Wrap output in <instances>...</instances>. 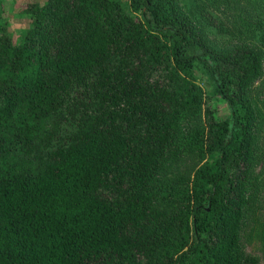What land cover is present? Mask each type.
Returning <instances> with one entry per match:
<instances>
[{"label": "trees", "instance_id": "trees-1", "mask_svg": "<svg viewBox=\"0 0 264 264\" xmlns=\"http://www.w3.org/2000/svg\"><path fill=\"white\" fill-rule=\"evenodd\" d=\"M124 2L46 0L19 41L0 28V264H258L264 50L226 0ZM198 69L226 116L203 114Z\"/></svg>", "mask_w": 264, "mask_h": 264}, {"label": "rangeland", "instance_id": "rangeland-1", "mask_svg": "<svg viewBox=\"0 0 264 264\" xmlns=\"http://www.w3.org/2000/svg\"><path fill=\"white\" fill-rule=\"evenodd\" d=\"M127 3V0H124ZM46 0H0V28L4 30L13 42L19 41L25 30L30 27L31 16L26 12L27 6H42ZM229 3V4H228ZM223 10L216 11V15L226 18L237 29L239 38L245 39L251 36V42L264 50V0H226L220 5ZM250 40V39H249ZM199 83L204 89V106L214 110L224 117L228 114L224 102L210 99L212 85L208 77H205L198 69ZM255 98L260 112L264 114V79L256 84ZM259 161L255 168L257 178V190L253 212L250 214L248 226L244 232L245 248L247 253L258 259V264H264V245L262 242V229L264 227V141L261 145Z\"/></svg>", "mask_w": 264, "mask_h": 264}]
</instances>
